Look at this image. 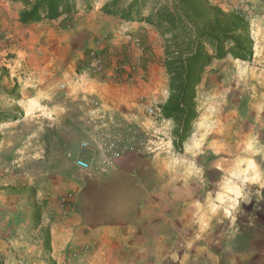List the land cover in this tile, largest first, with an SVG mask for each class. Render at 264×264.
I'll use <instances>...</instances> for the list:
<instances>
[{
  "label": "rangeland",
  "instance_id": "1",
  "mask_svg": "<svg viewBox=\"0 0 264 264\" xmlns=\"http://www.w3.org/2000/svg\"><path fill=\"white\" fill-rule=\"evenodd\" d=\"M111 1L22 25V5L0 0V264H211L263 224L264 0H208L248 21L253 56L207 69L181 152L161 114L163 41L144 20L165 0H136L133 21L103 14ZM85 84L139 94L102 111Z\"/></svg>",
  "mask_w": 264,
  "mask_h": 264
},
{
  "label": "trees",
  "instance_id": "2",
  "mask_svg": "<svg viewBox=\"0 0 264 264\" xmlns=\"http://www.w3.org/2000/svg\"><path fill=\"white\" fill-rule=\"evenodd\" d=\"M20 3L18 21L22 25L53 22L61 17L72 18L81 9H91L90 0H8ZM118 1L103 5L100 11L107 16H119L133 21L131 12L138 1L125 9H117ZM145 22L154 27L163 41V67L168 77L169 96L161 107L164 119L173 120L174 146L178 152L191 133L197 118L195 92L207 69L215 61L231 56L235 60L250 61L253 40L248 21L240 14L225 13L208 0H165L146 17ZM8 116L0 113V120ZM40 222L38 211L34 224ZM50 233L46 232L45 247L50 251Z\"/></svg>",
  "mask_w": 264,
  "mask_h": 264
},
{
  "label": "crops",
  "instance_id": "3",
  "mask_svg": "<svg viewBox=\"0 0 264 264\" xmlns=\"http://www.w3.org/2000/svg\"><path fill=\"white\" fill-rule=\"evenodd\" d=\"M81 96L88 100L90 103L96 102L98 110H104L113 108L115 105H122L127 100L133 104V101L138 96V88L134 86L123 85V86H112V85H90L85 84L81 89ZM97 109V108H96ZM261 168H258L259 181L254 183L259 187H262L261 183L263 181ZM264 216V212L260 214ZM263 224L258 228V230L253 232L252 238L247 241L244 245L242 251L235 250L234 253L230 255H225L217 262H211V264H264V218Z\"/></svg>",
  "mask_w": 264,
  "mask_h": 264
},
{
  "label": "bare ground",
  "instance_id": "4",
  "mask_svg": "<svg viewBox=\"0 0 264 264\" xmlns=\"http://www.w3.org/2000/svg\"><path fill=\"white\" fill-rule=\"evenodd\" d=\"M34 108H32L33 110ZM258 176V172H257V169L256 168H253L252 169V175L249 179H246V178H242L240 183L237 184L235 182H231V184H229L228 188H231V187H237V189L240 191V193L243 191V186L247 183V182H250V181H254Z\"/></svg>",
  "mask_w": 264,
  "mask_h": 264
},
{
  "label": "built area",
  "instance_id": "5",
  "mask_svg": "<svg viewBox=\"0 0 264 264\" xmlns=\"http://www.w3.org/2000/svg\"><path fill=\"white\" fill-rule=\"evenodd\" d=\"M75 165L80 170H86L88 168V164L83 160H77Z\"/></svg>",
  "mask_w": 264,
  "mask_h": 264
}]
</instances>
